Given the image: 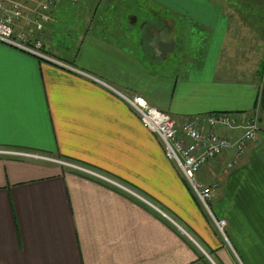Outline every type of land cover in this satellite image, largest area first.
<instances>
[{"label": "crops", "instance_id": "1", "mask_svg": "<svg viewBox=\"0 0 264 264\" xmlns=\"http://www.w3.org/2000/svg\"><path fill=\"white\" fill-rule=\"evenodd\" d=\"M106 1L58 0L42 31L19 25L77 71L0 42V151L116 182L0 152V264H264V83L230 53L264 31V2L244 14L226 0H144L146 13ZM135 95L175 117L260 113L241 162L228 170V150L199 176L219 182L211 209L227 239L124 98Z\"/></svg>", "mask_w": 264, "mask_h": 264}, {"label": "built area", "instance_id": "2", "mask_svg": "<svg viewBox=\"0 0 264 264\" xmlns=\"http://www.w3.org/2000/svg\"><path fill=\"white\" fill-rule=\"evenodd\" d=\"M57 2L58 0H0V42L50 60L68 70L77 71L71 65L43 51L41 41L36 40L35 43H30L28 35L19 29V25L24 22L27 27L33 25L36 30H43L44 23L50 20V12ZM261 83L263 84V80ZM124 98L140 117L144 126L159 138L166 157L176 165L220 234L227 239L225 232L227 222L224 219L215 218L210 205L219 187V182L205 184L199 176L207 164L215 162L225 151L234 150L233 158L227 164L228 170L241 162L248 144L259 139L262 123L258 110L249 114L218 112L195 117L185 115L175 117L152 106L142 96H125ZM220 128L234 130L238 134L219 133ZM0 152L39 160L57 161L70 168L107 179L80 165L54 160L40 154L20 151ZM113 183L116 182L113 181ZM118 185L128 189L124 185Z\"/></svg>", "mask_w": 264, "mask_h": 264}, {"label": "rangeland", "instance_id": "3", "mask_svg": "<svg viewBox=\"0 0 264 264\" xmlns=\"http://www.w3.org/2000/svg\"><path fill=\"white\" fill-rule=\"evenodd\" d=\"M121 1L124 4H126V2H127V0H121ZM240 1L243 3H245V2L246 3L245 4H243L241 2L237 3L236 0H233V1L232 0H226V3L229 6L230 2H233V3L235 2L234 5L237 8H239L240 11L244 12V14H247L246 13V12H248L247 5H246L247 3L250 4L253 2V4L255 5L256 2H260V3L264 2V0H240ZM119 2H120V0H111V3L114 4V6L112 4H110V11H117L115 6ZM128 4H132L134 8H136L138 11H140L142 13H146L148 11L145 7V1L144 0H130V3H128ZM263 7L264 6H262L260 4V8H263ZM149 12H150V10H149ZM72 23L73 22H71L69 19H67V20L59 21V26L62 25V27L66 29L67 27H70V25ZM159 23H160V27H164V28L168 27L167 21H165V20H161ZM181 23L184 27L187 25L189 27V29L191 28L186 22H181ZM251 23L253 24V22H251ZM252 26H254V24ZM177 27L180 29L178 22H177ZM171 28L173 30H175L176 26L173 25V26H171ZM175 35H176V33H175ZM234 40H235L234 44L236 46V50L233 48L232 51H230V53H237V56L240 59L239 60L240 62L236 64L237 65L236 70H240V71L246 70L248 72V76H250V77L260 75V66L264 60V31L258 30V32L254 33L252 31V29H249L248 32L245 33V35L240 34V36L239 37L236 36L234 38ZM229 65H230V68L235 67L234 62H230ZM260 82H261V79H260ZM259 117H261V116H259ZM261 123H262V120H261ZM210 205L213 208L214 203L212 201H210Z\"/></svg>", "mask_w": 264, "mask_h": 264}, {"label": "trees", "instance_id": "4", "mask_svg": "<svg viewBox=\"0 0 264 264\" xmlns=\"http://www.w3.org/2000/svg\"><path fill=\"white\" fill-rule=\"evenodd\" d=\"M73 2H76V1H78V0H72ZM109 1H111V0H107L106 2H105V6L106 5H108L109 7H110V4H112L111 2H110V4H108V2ZM126 3H130V0H127V2ZM113 6H114V4H112ZM127 5H132V4H127ZM123 8H124V11H127L126 10V8L123 6ZM50 19H51V17H50ZM28 28H33L36 32H38L39 30H36V28H35V26H33V25H31V26H29ZM44 29V28H43ZM42 31V30H41ZM260 79H261V81L263 80V83H264V60H263V62H262V64H261V66H260ZM195 195V194H194ZM196 199H197V197H195ZM197 201H198V203L200 204V202H199V200L197 199ZM201 205V204H200ZM201 207H202V205H201ZM203 208V207H202ZM204 209V208H203ZM205 211V210H204ZM206 212V211H205ZM206 214H207V212H206ZM208 215V214H207ZM208 217H209V215H208Z\"/></svg>", "mask_w": 264, "mask_h": 264}]
</instances>
